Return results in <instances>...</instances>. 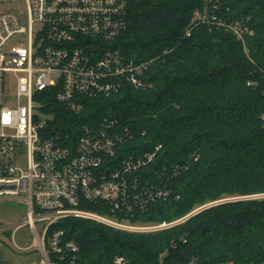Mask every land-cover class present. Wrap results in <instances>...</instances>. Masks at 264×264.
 Here are the masks:
<instances>
[{
    "label": "trees",
    "instance_id": "16d2710c",
    "mask_svg": "<svg viewBox=\"0 0 264 264\" xmlns=\"http://www.w3.org/2000/svg\"><path fill=\"white\" fill-rule=\"evenodd\" d=\"M127 1V30L114 45L127 60L153 61V88L85 100L80 114L36 96L41 119L50 134L75 138L85 125L116 120L134 136L123 151L161 146L148 168L153 179L198 156L165 181L171 196L133 221L160 224L203 209L157 234L76 219L55 228L78 245V264H111L116 255L128 264H264V197H253L264 194V0H221L220 18L253 31L245 44L224 29L193 22L208 0Z\"/></svg>",
    "mask_w": 264,
    "mask_h": 264
},
{
    "label": "built area",
    "instance_id": "2783aa9c",
    "mask_svg": "<svg viewBox=\"0 0 264 264\" xmlns=\"http://www.w3.org/2000/svg\"><path fill=\"white\" fill-rule=\"evenodd\" d=\"M13 1L0 0V5ZM26 2L27 26L12 13H0V207L16 201L27 210V217L17 221L0 218V239L30 227L34 247L14 244L20 252L40 253L39 262L28 264H78V245L66 239L64 229L55 228L61 220H84L128 233L158 231L160 228L136 226L131 221L155 202L168 199L172 191L165 181L187 171L198 156L165 168L153 179L148 177V168L155 163L161 146L143 153L123 151L134 136L114 119L85 125L76 138L47 132L36 96L45 95L69 112L80 114L85 100L108 99L126 89H152L148 74L153 61L127 60L114 45L127 30V0ZM221 10V0H208L205 11L195 12L193 22L224 29L245 44V37L253 31L242 22L220 18ZM17 36H27V47L8 50ZM7 75L16 83L17 104L13 108L5 94ZM247 85L257 86L254 81ZM24 149L25 170L18 166ZM38 224H42L41 233ZM111 264L128 261L116 255Z\"/></svg>",
    "mask_w": 264,
    "mask_h": 264
},
{
    "label": "rangeland",
    "instance_id": "374dc122",
    "mask_svg": "<svg viewBox=\"0 0 264 264\" xmlns=\"http://www.w3.org/2000/svg\"><path fill=\"white\" fill-rule=\"evenodd\" d=\"M7 12L16 15L19 18L21 25L23 26L28 25L29 19H28V7L26 0H15L11 3L0 5V13H7ZM27 45H28L27 36H17L9 43L7 49L9 50L12 48H26ZM5 86H6L5 87L6 99H10V101L8 102V106L13 108L16 106L17 100H16V83L12 75H7ZM18 166L23 170H25L27 167V155L25 149L23 150V154L21 155V157L18 159ZM25 217H27L26 208L16 201L6 202L0 207V218L2 221L12 222ZM69 219H73V218L63 219L59 222V224ZM177 221L179 220L171 221V222L165 221L160 224H145L139 221L132 220L131 223L136 226H142V227L150 226V227H157L160 229L152 233H130V234H135V235L157 234L164 230L176 226L171 224H174ZM36 227L38 232L41 233L42 224H38ZM124 233H128V232H124ZM1 238L3 240L0 239V264H28L30 262L40 261V257H41L40 253L38 252L24 253L18 251L14 247V244L19 246L20 248L34 247L33 242L35 240V236L30 227L22 228L16 231L14 234L11 232L6 233L4 235H1Z\"/></svg>",
    "mask_w": 264,
    "mask_h": 264
}]
</instances>
